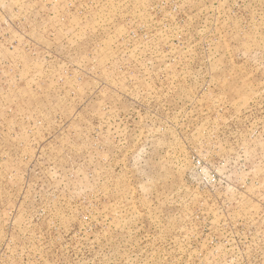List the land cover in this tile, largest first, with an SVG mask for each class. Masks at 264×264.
Wrapping results in <instances>:
<instances>
[{
  "label": "rangeland",
  "instance_id": "rangeland-1",
  "mask_svg": "<svg viewBox=\"0 0 264 264\" xmlns=\"http://www.w3.org/2000/svg\"><path fill=\"white\" fill-rule=\"evenodd\" d=\"M0 264H264V0H0Z\"/></svg>",
  "mask_w": 264,
  "mask_h": 264
}]
</instances>
